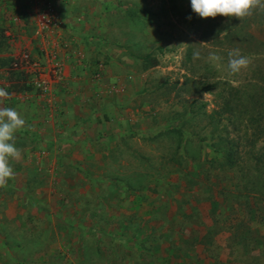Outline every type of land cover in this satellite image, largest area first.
Wrapping results in <instances>:
<instances>
[{
    "label": "rangeland",
    "instance_id": "374dc122",
    "mask_svg": "<svg viewBox=\"0 0 264 264\" xmlns=\"http://www.w3.org/2000/svg\"><path fill=\"white\" fill-rule=\"evenodd\" d=\"M45 5L57 14V5H85L82 13L87 18L82 20L96 38L87 43L91 46L84 62L89 74L83 79L95 86L97 103H118L119 110L105 118V130L122 131L123 148L108 155L111 164L104 171L114 180L101 192L103 198L110 196V202H81L78 190L84 187L70 184L72 177L65 179L61 188L70 192L61 199L66 209L59 211L54 236L40 226L36 233L19 218L20 206L27 211L24 223L36 212L30 209L28 192L24 198L29 202L18 196L24 190L17 183L41 177L49 182L50 175H39L40 171L33 175L30 167L48 156L37 153L29 138H24V146L16 138L22 155L11 161L15 178L0 188V264H264V201L254 180L258 173L251 170L245 148L233 168L221 164L225 137L241 136L245 124L236 120L234 132L232 115L213 113L222 106L218 95L229 87L260 93L259 79L264 87V12L257 10L239 21L223 16L202 19L192 11L190 0H0V55L11 52L7 28L12 34L23 30L30 45L37 44L30 39L34 13ZM62 48L67 46H60L59 39L54 49L50 44L47 48L54 52L47 62L61 67L55 85L65 82ZM237 48L252 62L232 75L228 52ZM27 50L22 52L43 64V51ZM197 50L200 59L193 58ZM210 53L222 59L209 61ZM145 55L156 59L158 66L143 71ZM1 59L4 69L14 60ZM206 86L211 89L200 92ZM32 91L39 96L30 87L28 92ZM41 103L45 104L36 105L35 112L46 118L54 104ZM259 150L264 151V141L254 151ZM54 169L52 177L61 179L60 170ZM67 172L77 174L72 169ZM58 183L53 181V189ZM224 190L242 202L230 195L222 200ZM71 207L73 211H66ZM46 212L44 217L38 215L40 221H48ZM65 225L69 227L63 229Z\"/></svg>",
    "mask_w": 264,
    "mask_h": 264
},
{
    "label": "crops",
    "instance_id": "0c3cea01",
    "mask_svg": "<svg viewBox=\"0 0 264 264\" xmlns=\"http://www.w3.org/2000/svg\"><path fill=\"white\" fill-rule=\"evenodd\" d=\"M54 7L60 11L59 14L56 13L60 21L59 28L54 33L46 34L44 39L32 35L30 39L37 44L30 45L31 42L28 41V36L24 35L25 32L23 30H20L17 34H12V28H7L9 33L6 30V35L9 37L8 43L11 52L0 55L2 57L1 60H8L9 56L16 58L22 52V49L25 48L33 54L36 47L39 52L43 51L40 53L41 60H43V64L47 65L49 57L45 52L49 51L47 49L49 44L54 49L55 42L59 39L60 46H67L66 49L62 48L60 51L63 65L62 77L65 79V82L62 85V82L59 80L60 83L57 85L55 83L53 86L54 96L53 99L52 97L50 99L55 107L53 104V107H49L51 113L46 118L38 117V113L35 112V106L39 103L42 104L43 98H40V95L34 94L33 91H17V94H14V76L8 74L4 68H0V87H4L11 94V98L4 101V106L17 109L26 121L25 127L15 134L16 138L21 140L22 146H24V138H29L30 146H33L36 152L40 150L48 156L43 160H37V163H34L30 167V170L33 172V175L38 171H40L39 175L41 173L49 174V182L41 177L36 179L26 178L17 183L24 190L18 196L23 195L22 201L25 203L29 202L24 198L28 192L31 195L30 209L32 212H36L30 222L24 223L26 221L24 214L27 211L20 206L19 218H22V224L31 227L33 231L36 230V233L39 232L37 229L40 226L41 228H45L47 233L57 236L55 220L60 221L58 218L59 211L63 212V209H66L61 199H65L70 192L66 189L63 191L61 188L66 183V178L70 180L69 177H72L70 184H74V186L80 184V186L84 187L78 190L81 202L85 204H87V201L92 200L96 203L110 202L108 201L110 196L107 195V197L103 198V193L101 194V192L105 186L109 188L113 186L114 180L106 176L107 174L104 171L111 164L108 160V155L118 153L123 148L121 143L124 133L118 128L114 130L113 127L110 131L105 130V125H107L105 118L113 116L119 110L118 103L107 104L104 101L97 103L93 99L95 86H89L86 83L88 80L84 81L83 79L89 74L86 71V64L84 62V56H86V52L91 46L87 43L92 42L96 38L93 35L94 31L91 27L87 28L85 21L82 20V18H87L86 14L83 15L82 13L85 5H57ZM19 22L21 23V21ZM13 35L16 36V40L13 38ZM54 35L55 38H53ZM50 39H52L51 43H49ZM25 40L27 41L25 42ZM94 49L93 47L89 53L95 52ZM70 76H73L74 79H71ZM66 84H68V87L65 86ZM69 91L71 94H68ZM60 112H62V115ZM110 118L113 120L114 117ZM44 120L47 123H44ZM57 122L58 124L54 125ZM49 123H53L54 126H48ZM112 126L114 125L112 124ZM36 127L41 128L37 129ZM25 151L30 152L31 150L27 149ZM26 166H22V169L25 170ZM54 168L60 170L61 179H59L60 177L58 179L52 177L50 171L55 170ZM68 169L75 170L77 174L70 176L67 172ZM55 180L59 182V186L53 189L52 185L55 184H53ZM116 183H120L119 180ZM99 187L102 188L100 189ZM55 190L57 192L62 191L63 194L61 192L55 193ZM58 196L62 197L59 198ZM107 207L109 209L116 208V206L112 205H108ZM38 208H43L45 211H40ZM71 210L73 211L74 209L71 207L67 208L66 211L71 212ZM81 210H79L80 217L83 214V210ZM37 211L42 214H38ZM45 212L47 213L45 218L47 217L48 219L46 220L48 221H40L42 218L39 216L44 217ZM34 216L36 217L33 219ZM69 216L71 215L69 214ZM38 217L39 219H36ZM62 222L64 221L62 220ZM66 227H69V225L63 226V229ZM70 227L73 226L70 225ZM88 231L93 232L94 229Z\"/></svg>",
    "mask_w": 264,
    "mask_h": 264
},
{
    "label": "trees",
    "instance_id": "16d2710c",
    "mask_svg": "<svg viewBox=\"0 0 264 264\" xmlns=\"http://www.w3.org/2000/svg\"><path fill=\"white\" fill-rule=\"evenodd\" d=\"M141 59L143 71L158 66V61L156 59H151L149 55L142 56ZM11 75L14 76H12L15 83L14 92L30 90V87L19 79V75L13 73ZM257 81L256 87L260 89V93H252L249 92L248 89L240 91L239 88L229 87V90L225 93L219 94L218 97L221 98L222 106L220 110L217 109L218 111L213 110V113L220 115L226 113L232 115L235 118L231 122L234 132L238 130V123L236 120L241 118L242 122H244L245 130L241 136L225 137L226 143H224L223 147L227 149L225 154L220 152L222 158H224V162L221 164H228V168H233L236 161L239 159L240 149L245 148V155H248L247 159L252 162L251 166L253 169L251 170L258 173V175L254 177L257 178L254 179L256 182H253L258 186V193L263 199L262 201H264V151H254L257 144L264 141V87L260 82L261 79ZM210 89L211 86H206L202 88L200 92L203 93ZM219 143L220 141L217 144ZM215 147L217 148L215 150L218 151L219 145H215ZM230 186L232 185L230 184ZM220 194L223 197L222 200L225 199L227 195H230L236 202H242L241 199L238 200V195H233V193H229L226 190L221 191Z\"/></svg>",
    "mask_w": 264,
    "mask_h": 264
},
{
    "label": "clouds",
    "instance_id": "9594fccd",
    "mask_svg": "<svg viewBox=\"0 0 264 264\" xmlns=\"http://www.w3.org/2000/svg\"><path fill=\"white\" fill-rule=\"evenodd\" d=\"M190 3L192 11L202 19L223 16L242 21L257 10L264 12V0H190ZM193 58H201L198 50L194 51ZM221 59L222 57L215 53L208 56L209 61ZM251 62V59L242 55L238 48L228 52V68L232 75H238L248 69ZM10 98L11 94L4 87H0V188H6L8 181L15 178L11 161H18L22 155L21 150L16 147L15 134L26 124L17 109L4 106V101Z\"/></svg>",
    "mask_w": 264,
    "mask_h": 264
},
{
    "label": "built area",
    "instance_id": "2783aa9c",
    "mask_svg": "<svg viewBox=\"0 0 264 264\" xmlns=\"http://www.w3.org/2000/svg\"><path fill=\"white\" fill-rule=\"evenodd\" d=\"M51 5H45L42 11L34 13V35L39 38H45L48 33H54L59 27L56 13H53ZM45 54L49 59L54 58V53L48 51ZM47 62V65L35 61L29 53L22 52L6 67L8 74L19 75V79L26 83L29 87L37 91L43 102L51 103L53 86L57 80L58 73L61 71L59 64L54 66ZM24 79V80H23ZM14 94H17L15 92Z\"/></svg>",
    "mask_w": 264,
    "mask_h": 264
}]
</instances>
